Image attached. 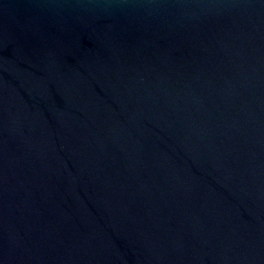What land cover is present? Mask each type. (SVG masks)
I'll use <instances>...</instances> for the list:
<instances>
[{"label": "water", "instance_id": "1", "mask_svg": "<svg viewBox=\"0 0 264 264\" xmlns=\"http://www.w3.org/2000/svg\"><path fill=\"white\" fill-rule=\"evenodd\" d=\"M0 264H264V0H0Z\"/></svg>", "mask_w": 264, "mask_h": 264}]
</instances>
